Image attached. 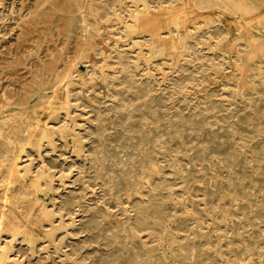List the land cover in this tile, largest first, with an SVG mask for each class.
I'll return each instance as SVG.
<instances>
[{
  "label": "rangeland",
  "instance_id": "1",
  "mask_svg": "<svg viewBox=\"0 0 264 264\" xmlns=\"http://www.w3.org/2000/svg\"><path fill=\"white\" fill-rule=\"evenodd\" d=\"M0 264H264V0H0Z\"/></svg>",
  "mask_w": 264,
  "mask_h": 264
}]
</instances>
